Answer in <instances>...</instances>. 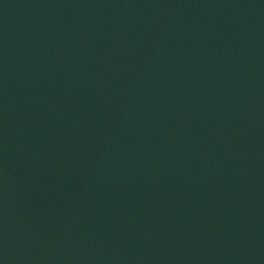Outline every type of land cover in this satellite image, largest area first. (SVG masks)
<instances>
[{"label": "water", "instance_id": "obj_1", "mask_svg": "<svg viewBox=\"0 0 264 264\" xmlns=\"http://www.w3.org/2000/svg\"><path fill=\"white\" fill-rule=\"evenodd\" d=\"M0 264H264V0H0Z\"/></svg>", "mask_w": 264, "mask_h": 264}]
</instances>
